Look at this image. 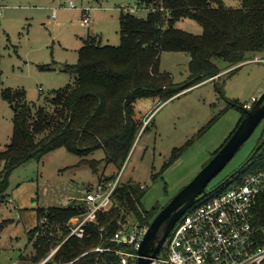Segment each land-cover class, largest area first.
<instances>
[{"label":"rangeland","instance_id":"1","mask_svg":"<svg viewBox=\"0 0 264 264\" xmlns=\"http://www.w3.org/2000/svg\"><path fill=\"white\" fill-rule=\"evenodd\" d=\"M221 1L233 9L242 5V0ZM71 2L74 8L70 7ZM86 9L91 22L83 27L81 21ZM123 11L141 18L148 15V10L138 9L137 0H0L1 90L21 91L34 113L41 108L53 113L52 97L75 85L76 76L66 73L65 69L77 64L78 52L85 41L98 40L110 46L120 44ZM176 28L194 35L203 32L191 20L180 21ZM255 57L264 58V54H254L250 59ZM246 62L225 77L223 97L216 91L217 81L209 80L165 103L158 99L138 101L135 110L139 118H144V125L123 165L108 164L103 149L81 158L58 148L40 160H31L16 168L10 176L8 190L0 196V264H36L33 262L36 239L30 240L29 232L38 224V211L80 205L88 191L107 188L114 180L121 186H134L140 209L156 217L196 178L236 129L244 114L241 105L264 94V64ZM189 63L186 54L163 52L159 68L161 73L170 74L175 84H184L190 76ZM217 64L223 69L221 75L236 68H227L223 61ZM229 103L240 108L227 109ZM215 118L218 119L207 129ZM202 129L205 133L199 136ZM263 129L264 121L209 184L208 192L247 163ZM13 135L14 111L0 95V153L5 151ZM191 140L193 144L188 151L174 160L175 150ZM85 160L98 162L97 172L82 164ZM3 168L4 163L0 162V173ZM249 169V165L245 166L214 194H224L233 188L248 175ZM130 214L124 211L122 216L134 224ZM167 223L161 226L159 238ZM49 227L50 237L55 239L57 233L63 235L55 224L50 223Z\"/></svg>","mask_w":264,"mask_h":264},{"label":"trees","instance_id":"2","mask_svg":"<svg viewBox=\"0 0 264 264\" xmlns=\"http://www.w3.org/2000/svg\"><path fill=\"white\" fill-rule=\"evenodd\" d=\"M137 2L138 9L148 10V15L141 18L123 11L118 46L102 45L98 40L88 39L78 52L77 64L66 66L65 72L75 75L76 82L52 97L53 113L47 108L34 113L21 91L1 90L0 49V95L14 111L13 138L0 153V162L4 163L0 173V196L8 190L10 176L16 168L31 160H40L58 148H65L81 158L103 149L108 164L123 165L144 125V118H139L135 110L138 101L158 99L165 103L209 80L217 81L216 91L223 97L225 77L239 70L238 66L249 61L252 55L264 54V0H242L239 9L228 8L221 0ZM183 20L197 22L203 29L202 34L194 35L177 29V23ZM163 52L189 56L190 76L186 83L175 84L170 74L161 73L159 67ZM217 61H223L227 68H236L221 75L223 69ZM242 106L229 103L227 107L240 108L244 113L236 129L246 117ZM217 119H213L207 129ZM204 130L198 133L199 136L205 133ZM192 144L191 140L185 147L175 150L174 160L187 152ZM82 164L97 172L98 162L85 160ZM247 165L249 173L264 170V129L253 156L210 192L228 185ZM112 200V206L98 215L97 222L86 226V237L69 239L49 264H121L113 253L96 252L95 249H126V246L111 241L121 229L120 223H127L122 216L124 211L131 213L135 222L148 226L155 215L140 209L137 190L130 184L121 186L118 183ZM117 202L118 207H115ZM257 207H264V203ZM83 213V208L76 204L39 210L38 224L29 232L30 240L36 239L33 262L39 264L56 245L61 244L68 235L65 225ZM257 213L258 224L263 225L264 209ZM43 219H47L48 224H55L63 235L57 233L55 239L50 234L39 235Z\"/></svg>","mask_w":264,"mask_h":264},{"label":"built area","instance_id":"3","mask_svg":"<svg viewBox=\"0 0 264 264\" xmlns=\"http://www.w3.org/2000/svg\"><path fill=\"white\" fill-rule=\"evenodd\" d=\"M70 7L74 8L72 2ZM90 22L91 15L86 9L81 25L85 27ZM247 62L264 64V58L255 57ZM258 100L253 97L243 104L242 109L251 111ZM118 183L116 180L107 188L98 187L87 192L80 204L84 213L69 220L65 225L67 237L40 264L52 262L69 239L86 237V226L96 223L98 215L112 206ZM262 203L264 170L249 173L224 194H209L185 213L151 264H264V224H258L257 213L264 209L257 207ZM48 223L43 219L39 235L44 236L51 231ZM120 224L121 229L111 241L126 246V249L98 247L95 251L113 253L121 264H139L138 251L150 226L139 222L131 224L130 221Z\"/></svg>","mask_w":264,"mask_h":264},{"label":"water","instance_id":"4","mask_svg":"<svg viewBox=\"0 0 264 264\" xmlns=\"http://www.w3.org/2000/svg\"><path fill=\"white\" fill-rule=\"evenodd\" d=\"M263 121L264 94L253 109L246 112L245 119L204 169L155 217L138 251L139 264H151L157 258L177 223L196 203L211 194L207 191L209 184L234 159ZM165 222H168L166 229L159 238L158 232Z\"/></svg>","mask_w":264,"mask_h":264},{"label":"crops","instance_id":"5","mask_svg":"<svg viewBox=\"0 0 264 264\" xmlns=\"http://www.w3.org/2000/svg\"><path fill=\"white\" fill-rule=\"evenodd\" d=\"M189 57V56H188ZM189 60H190V58H189Z\"/></svg>","mask_w":264,"mask_h":264}]
</instances>
